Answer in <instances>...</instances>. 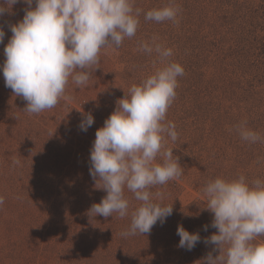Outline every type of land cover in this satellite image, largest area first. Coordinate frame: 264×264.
I'll return each mask as SVG.
<instances>
[{"label":"rangeland","instance_id":"374dc122","mask_svg":"<svg viewBox=\"0 0 264 264\" xmlns=\"http://www.w3.org/2000/svg\"><path fill=\"white\" fill-rule=\"evenodd\" d=\"M170 2L180 10L178 22L144 19ZM25 7L17 3L0 17V64L12 35L8 25L23 18ZM134 7L142 9L136 35L118 49H102L87 86L70 80L52 109L24 112L26 102L0 72V264H202L208 253L219 255L203 242L217 231L204 209L205 183L240 174L264 179V142L250 144L236 131L246 122L264 138V0H135ZM154 36L184 69L166 113L178 139L165 142L183 175L151 189L173 205L172 215L150 233L124 237L130 216L87 214L106 196L90 175V149L124 91L161 66L155 53L138 51L140 41L151 43ZM87 113L94 123L82 131ZM125 195L138 204L132 193ZM178 225L199 233L191 251L177 247Z\"/></svg>","mask_w":264,"mask_h":264},{"label":"clouds","instance_id":"9594fccd","mask_svg":"<svg viewBox=\"0 0 264 264\" xmlns=\"http://www.w3.org/2000/svg\"><path fill=\"white\" fill-rule=\"evenodd\" d=\"M20 2L27 7L21 20L8 25L12 35L4 46L0 72L5 86L26 102L23 111L28 114L54 108L65 97L70 80L77 87L87 86L99 68L101 50L118 49L126 38L134 37L142 12L134 7L135 0H0V17ZM179 11L170 2L148 10L144 19L178 22ZM4 37L0 26V43ZM157 40L154 36L151 43L140 41L138 51L155 53L161 66L124 91L96 130L90 149V175L106 196L87 214L130 216V225L121 233L124 237L150 233L158 221L163 224L172 215L173 205L165 206L163 193L151 189L183 175L179 157L165 142L178 139L176 126L166 121V113L184 69L170 59L172 49ZM93 123V115L87 113L79 127L87 131ZM236 131L250 144L264 142L246 122L238 124ZM13 164L20 161L14 159ZM125 190L138 204H131ZM202 195L204 209L213 214L211 227L217 230L203 242L219 251L215 258L208 253L202 264H264V179L249 181L243 174L217 176L205 183ZM176 234L180 237L177 247L189 251L201 241L199 233H190L183 225L177 226Z\"/></svg>","mask_w":264,"mask_h":264}]
</instances>
